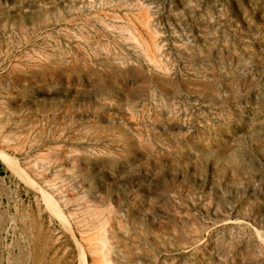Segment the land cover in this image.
Wrapping results in <instances>:
<instances>
[{
  "label": "rangeland",
  "instance_id": "rangeland-1",
  "mask_svg": "<svg viewBox=\"0 0 264 264\" xmlns=\"http://www.w3.org/2000/svg\"><path fill=\"white\" fill-rule=\"evenodd\" d=\"M104 263L264 264V0H0V264Z\"/></svg>",
  "mask_w": 264,
  "mask_h": 264
},
{
  "label": "bare ground",
  "instance_id": "bare-ground-1",
  "mask_svg": "<svg viewBox=\"0 0 264 264\" xmlns=\"http://www.w3.org/2000/svg\"><path fill=\"white\" fill-rule=\"evenodd\" d=\"M148 33V32H147ZM148 58V57H147ZM151 60V59H150ZM100 234V233H99ZM101 243V242H100ZM103 254V253H102ZM105 264V263H104Z\"/></svg>",
  "mask_w": 264,
  "mask_h": 264
}]
</instances>
